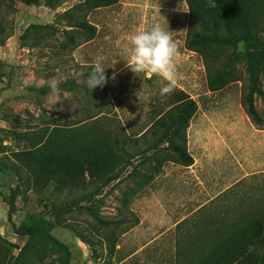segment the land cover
Here are the masks:
<instances>
[{"label":"rangeland","instance_id":"obj_1","mask_svg":"<svg viewBox=\"0 0 264 264\" xmlns=\"http://www.w3.org/2000/svg\"><path fill=\"white\" fill-rule=\"evenodd\" d=\"M57 1L58 6L49 8L42 0L34 6L14 0L15 11L6 18L11 33L0 45V165H18L14 154L30 148L38 130L69 127L83 135L91 125L101 124L109 130L120 127L138 140L156 114L167 108L168 98L176 90L196 105L186 129L192 165L181 168L170 162L157 163L160 156L148 153L138 168L148 180L135 195L125 197L124 204L120 203L121 194H126L129 187L134 189V177L124 181L130 167L120 181L98 189L90 200L85 199L88 185L76 191H58L54 184L38 189L22 169L17 175L9 170L0 173V194L7 196L10 189L15 190L12 215L19 218L33 214L49 219L51 212L58 213L62 225L49 233L69 249V264H172L177 236L197 217L200 207L222 198L230 189L233 192L227 194L223 204L237 199L238 194L257 198L264 190V130L254 128L243 113L239 82L208 91L200 57L183 45L187 23L184 0H117L114 5L89 11L80 6L81 0ZM62 12L83 17L94 28L93 38L63 52L59 49V42H63L60 36L45 46L21 45L19 36L29 25L69 29L63 27L66 20L56 19ZM157 23L170 31L179 49L175 60L179 84L166 96L160 95V78L150 73L135 74L127 66L131 36ZM98 57L107 67L108 77L99 114L94 115L98 109H91L82 89L49 95L48 84L53 78L58 84L74 79L76 84L86 85ZM261 86L264 91V82ZM255 107L264 111V99L257 98ZM87 115L93 117L86 119ZM138 146L142 147L140 141ZM0 206L7 210L1 198ZM87 206L96 217L84 210ZM5 215L0 210V228H6L1 233L10 229L0 236L6 242L0 241L3 260L17 253L8 244L21 247L26 240L9 235L12 226ZM97 218L125 221L121 230H127L119 235L115 232L111 255L107 253L108 244L99 241L102 226L96 223ZM132 219L136 224L128 223ZM18 222L14 220V226ZM77 230L89 238L90 247L75 237ZM56 257L47 250L43 261L36 264H59Z\"/></svg>","mask_w":264,"mask_h":264},{"label":"trees","instance_id":"obj_2","mask_svg":"<svg viewBox=\"0 0 264 264\" xmlns=\"http://www.w3.org/2000/svg\"><path fill=\"white\" fill-rule=\"evenodd\" d=\"M40 0H22L25 5H37ZM44 5L53 8L57 0H42ZM117 0H81L84 10L114 5ZM187 8V23L184 48L197 54L203 65L208 91H219L230 83H240L239 105L251 125L264 130V111L255 107L257 98L264 99V0H216L217 7L209 6V0H184ZM78 9V8H77ZM14 0H0V45L9 37L10 26L6 18L13 14ZM81 11V10H80ZM68 12L57 15V21L66 20L57 30L52 25H29L19 36L22 46L33 48L46 45L48 41L62 37L59 42L61 52L75 48L94 36V28L83 17L76 18ZM57 25V22H55ZM58 34V35H56ZM64 92L84 90L93 109H98L104 97V87L90 90L87 85L76 84L74 79H66L59 84ZM47 88H44L46 91ZM88 113L90 110H87ZM196 111V105L184 92L176 90L168 98L167 108L151 120L138 140L122 132L119 127L109 130L101 124L91 125L83 135L72 128H52L38 130L37 140L26 150L14 154L18 165H0V173L7 170L17 175L24 170L31 184L38 189L54 184L56 190H80L89 186L85 199L90 200L98 189L114 181H120L130 167L124 181L134 177V189L127 188L121 194L120 203L125 197L135 195L143 182L148 180L138 168L148 153L160 156L159 162H171L189 166L192 159L186 151V129ZM94 115L100 113L96 110ZM92 115H87L90 119ZM138 141L142 147L138 146ZM135 160V163H134ZM263 191V192H262ZM227 190L222 198H216L198 209L194 219L183 221L184 227L176 239L172 254V264H264V190L257 198L238 194L237 199L223 204L228 199ZM237 194V193H236ZM123 196V198H122ZM16 192L9 190L1 195L6 204V221L12 232L19 238H26L17 249L0 264H36L42 262L47 250L57 254L59 264H69L70 251L67 246L53 237L49 231L62 225L58 213L51 212L49 219L41 215L26 214L17 226L11 224ZM91 217H96L90 206L84 208ZM128 221V220H127ZM102 226L101 238L108 244V255L114 253V242L127 228L123 219L113 222L97 218ZM127 223V222H126ZM136 224V220L128 221ZM110 227L109 229H107ZM121 230V231H120ZM75 237L90 247L89 238L77 231ZM0 241L4 242L1 238ZM36 259V260H35Z\"/></svg>","mask_w":264,"mask_h":264},{"label":"clouds","instance_id":"obj_3","mask_svg":"<svg viewBox=\"0 0 264 264\" xmlns=\"http://www.w3.org/2000/svg\"><path fill=\"white\" fill-rule=\"evenodd\" d=\"M210 7H217L216 0H209ZM131 53L127 66L133 73H150L163 82L160 95H171L178 87V72L175 63L179 49L170 31L160 24H154L150 29L139 31L131 36ZM102 58H97L86 81L92 91L104 87L108 83ZM114 78V77H113ZM50 96L60 94L58 82L53 78L48 84Z\"/></svg>","mask_w":264,"mask_h":264},{"label":"crops","instance_id":"obj_4","mask_svg":"<svg viewBox=\"0 0 264 264\" xmlns=\"http://www.w3.org/2000/svg\"><path fill=\"white\" fill-rule=\"evenodd\" d=\"M186 138H187V136H186ZM186 144H187L186 147H187V146L189 147V143L187 142V140H186ZM186 151H187V153L189 154V151L187 150V148H186ZM189 155H190V154H189ZM190 157H191V156H190ZM191 159H192V158H191ZM170 163H171V162H170ZM172 164H173V163H172ZM175 165H176V164H175ZM191 165H192V164H191ZM191 165H189V166H191ZM178 166H180V165H178ZM189 166H180V167H181V168H186V167H189ZM0 210H1L2 212L4 211L5 214H6V207H3V208H2V207L0 206ZM15 212L18 213L17 210H16ZM23 217H24V216H22V218H23ZM22 218H19V216H17V214H16V216L11 215V221H12L13 225H14V220H17V219H18V221L20 222V221L22 220ZM5 221H6V215H5ZM5 221H4V222H5ZM19 222L17 223V225L19 224ZM17 225H16V226H17ZM6 226H7V225H6ZM1 229L5 232L6 228H5L4 225L1 226V228H0V236H1V237H2L4 234H5V235L8 234V232H9V230H10V229H9L6 233L2 234V233H1V231H2ZM7 229H8V228H7ZM10 234H11L12 236H16V235L13 234L12 232H10L9 235H10ZM10 237H11V236H10ZM8 242H9V243H12L11 241H8Z\"/></svg>","mask_w":264,"mask_h":264}]
</instances>
